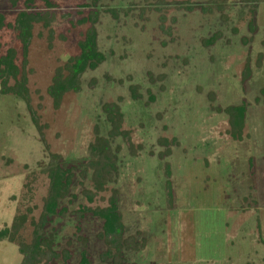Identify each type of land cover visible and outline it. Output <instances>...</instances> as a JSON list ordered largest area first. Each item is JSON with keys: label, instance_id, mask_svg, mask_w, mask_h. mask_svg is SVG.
<instances>
[{"label": "rangeland", "instance_id": "obj_1", "mask_svg": "<svg viewBox=\"0 0 264 264\" xmlns=\"http://www.w3.org/2000/svg\"><path fill=\"white\" fill-rule=\"evenodd\" d=\"M54 1L59 5L54 27L66 38L56 37L49 48L45 36L37 35L42 27L34 26L28 48V67L33 69L27 75L31 103L41 122L48 124L45 139L51 150L67 164L80 166L94 137V125L102 135L110 129L103 104L118 99L124 114L122 127L130 129L132 140L143 146L131 155L120 137L111 141L113 148L120 145L118 173L109 186L119 189L123 235L134 234L145 242L143 249L125 253L127 264H264V94L260 90L264 65L256 68L260 50L264 51V1L253 5L229 0L226 20L217 9L201 10L209 0H192L191 11L170 8L166 24L171 25V35L159 27V12L150 7L156 0ZM8 5L0 0V9ZM92 7L100 11L97 41L106 58L87 69L80 91L66 93L54 110L46 87L53 69L78 52L77 41L85 27H72L69 20ZM251 8L255 9L253 33L248 28ZM215 31L220 38L203 45ZM9 46L20 57L18 40L4 28L0 54ZM247 58L254 72L242 84ZM131 83L139 84L140 98L131 97ZM150 95L154 98L148 100ZM23 102L12 94H0V227L11 223L16 209L25 207L23 184L32 172L38 175L30 202L37 205L36 217L46 192L47 179L40 171L48 161L47 152ZM242 102L247 104L244 131L248 135L232 140L225 136L227 115L214 107ZM161 136L176 140L164 159L157 154L163 149L157 143ZM165 161L170 164L172 206ZM79 181L76 174L71 185L76 197L60 200L62 212L47 229L54 234L57 249L72 239L71 264H77L85 247L77 235L87 238L93 262L99 261L103 249L95 235L101 221L81 210L103 203L97 197L89 202L80 192ZM84 186L89 187L88 179ZM256 207L258 212H242ZM31 230L27 223L22 237L29 240ZM20 259L15 244L0 241V264H18Z\"/></svg>", "mask_w": 264, "mask_h": 264}, {"label": "trees", "instance_id": "obj_2", "mask_svg": "<svg viewBox=\"0 0 264 264\" xmlns=\"http://www.w3.org/2000/svg\"><path fill=\"white\" fill-rule=\"evenodd\" d=\"M228 1L209 0L201 6V10L207 12L217 9L221 14V18L226 20L228 14L225 13V10L229 5ZM246 1L255 5L264 0ZM7 2L8 7L0 9V30L4 28L12 30L15 39L20 44V57L14 46H9L0 54V94H12L24 101L31 121L38 131L43 147L47 152L48 161L40 171L47 179V186L41 199V209L38 216L33 215L37 205L30 204L35 197V182L38 178V175L36 176L35 172H32L23 184L22 198L26 203L25 207L16 209L17 212L12 217L9 225L5 224L0 227V241H8L16 245L21 255L18 264H71L73 253L68 246L72 244V239L66 242V247L57 249L55 236L47 232V229L54 216L62 212V208L59 207L60 200L66 197H76L71 192V185L74 177L78 174L81 194L89 202H93L97 197L103 203L81 208L83 212L101 221V228L95 235L103 243V249L98 254L99 261L93 262L86 249L87 238L83 235H77V239L85 247L80 250V258L76 263L127 264L125 253L143 249L145 242L142 238L138 239L134 234L123 235L124 224L121 211L118 208L119 189L109 186V183L118 173L116 154L120 150V145L113 148L111 141L116 136L120 137L131 155H137L143 146L132 140L130 129L122 127L124 114L117 99L103 104L102 109L110 129L107 135H102L99 126L94 125V137L87 146V157L80 166L67 164L60 153L51 150L45 139V128L48 127V124L41 122L40 116L31 103L27 75L33 73V69L28 67V48L34 36L35 25L42 27L37 35L40 37L45 36L49 48L53 47L56 37L60 40L66 38L65 33H56L54 27L59 15V5L54 0H7ZM194 6L192 0H156L150 4V7L159 12V27L169 35H171V25L166 24L167 11L170 8L191 11ZM11 13L14 14L13 19L9 20ZM111 13L117 16L115 10L111 9ZM99 14L100 11L96 7H92L83 16L69 20L72 27L78 25H84L85 27L80 32V38L77 41L78 52L69 55L63 64L57 65L53 69L50 82L46 87V94L50 97L54 110L60 108L66 93L80 91L83 73L87 69L96 68L106 58L105 53L98 47L97 41L96 22ZM254 16L255 9L251 8L248 16V28L251 33L255 31ZM220 36L221 33L215 31L210 37L203 40V45L209 46L215 43ZM261 60L262 53H259L256 64L260 65ZM251 70L250 59L247 58L241 73L242 84L251 76ZM149 76L152 75L149 73ZM158 77L162 79L164 74ZM92 82H95V80H92ZM139 88L140 86L137 83L129 84L130 95L133 99L141 97ZM208 96L210 100H214L215 95L213 92H209ZM153 98L154 96L150 95L148 100ZM214 109L227 115L228 127L225 129V136L232 140H241L244 137L246 124V102L229 104L225 107L215 106ZM157 143L163 147L157 154L164 159L171 153V147L176 144V140L161 136L157 139ZM164 173L167 177L166 186L169 189L168 202L172 206L171 172L168 161L164 162ZM87 179L89 180V187L84 186V180ZM106 192H108L107 195L104 194ZM245 208H242V210H245ZM27 223L32 227L29 240H26L21 234Z\"/></svg>", "mask_w": 264, "mask_h": 264}, {"label": "crops", "instance_id": "obj_3", "mask_svg": "<svg viewBox=\"0 0 264 264\" xmlns=\"http://www.w3.org/2000/svg\"><path fill=\"white\" fill-rule=\"evenodd\" d=\"M264 33V32H263ZM264 36V35H263ZM264 44V43H263ZM264 46V45H263ZM262 52V60H261V64L260 65H257L256 64V68L258 69V68H261V67H263V65H264V62H263V59H264V51L261 49L260 50V53ZM254 70H256V69H254ZM252 71V73H251V76H249V78L246 80V82L252 77V74H253V69L251 70ZM245 82V83H246ZM261 92L264 94V87H262L261 89ZM256 100H258L259 101V99H257V98H255ZM245 127H246V125H245ZM247 136L248 134L247 133H245V131H244V136ZM244 138V137H243ZM242 138V139H243ZM241 139V140H242ZM250 210H252V211H255V212H258V209H257V207H256V209H245V210H242V212H246V211H250ZM256 228H257V230L259 231V228H261V226H260V223H259V219H258V221L256 222ZM257 231V232H258ZM259 233V232H258ZM260 238H261V235H260ZM262 239V238H261Z\"/></svg>", "mask_w": 264, "mask_h": 264}]
</instances>
